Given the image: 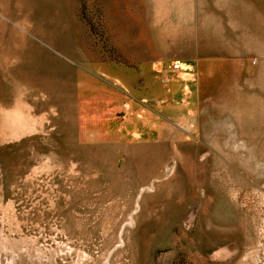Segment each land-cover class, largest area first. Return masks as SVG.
Segmentation results:
<instances>
[{"label":"rangeland","instance_id":"1","mask_svg":"<svg viewBox=\"0 0 264 264\" xmlns=\"http://www.w3.org/2000/svg\"><path fill=\"white\" fill-rule=\"evenodd\" d=\"M0 264H264V0H0Z\"/></svg>","mask_w":264,"mask_h":264},{"label":"built area","instance_id":"2","mask_svg":"<svg viewBox=\"0 0 264 264\" xmlns=\"http://www.w3.org/2000/svg\"><path fill=\"white\" fill-rule=\"evenodd\" d=\"M173 68H174V70H181V67H180V64L179 63H175L173 65Z\"/></svg>","mask_w":264,"mask_h":264}]
</instances>
